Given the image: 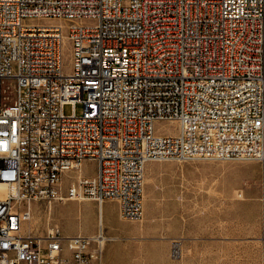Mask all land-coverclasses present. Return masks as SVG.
Segmentation results:
<instances>
[{
	"label": "built area",
	"instance_id": "1",
	"mask_svg": "<svg viewBox=\"0 0 264 264\" xmlns=\"http://www.w3.org/2000/svg\"><path fill=\"white\" fill-rule=\"evenodd\" d=\"M165 162H264V0H0V264H100V226L37 236L34 207L115 200L141 221Z\"/></svg>",
	"mask_w": 264,
	"mask_h": 264
},
{
	"label": "rangeland",
	"instance_id": "2",
	"mask_svg": "<svg viewBox=\"0 0 264 264\" xmlns=\"http://www.w3.org/2000/svg\"><path fill=\"white\" fill-rule=\"evenodd\" d=\"M65 64L67 73L69 50ZM72 111L73 106H65V115ZM76 113H82L81 105ZM174 126L156 125L161 133L174 131ZM95 169V162L87 161L82 173L93 175ZM76 176L62 178L64 192ZM263 187L264 162L151 163L145 172L141 221L121 219L110 202L115 200L105 202L102 226L108 241L100 264H264ZM33 212L25 229L37 236L50 224L64 236L99 232V205L93 200L40 203Z\"/></svg>",
	"mask_w": 264,
	"mask_h": 264
},
{
	"label": "crops",
	"instance_id": "3",
	"mask_svg": "<svg viewBox=\"0 0 264 264\" xmlns=\"http://www.w3.org/2000/svg\"><path fill=\"white\" fill-rule=\"evenodd\" d=\"M144 197H145V196H144ZM108 201H110V200H106L105 202H108ZM105 202L102 204V210H103V207H104ZM110 202L114 203V205H115L116 208H117V211H118L119 217H120L119 203H118L117 201H110ZM87 206H88V208L92 207L91 205H88V204H87ZM120 218H121V217H120ZM96 234H97V230H95L94 232L88 234L87 236H95ZM77 235H81V232H78Z\"/></svg>",
	"mask_w": 264,
	"mask_h": 264
},
{
	"label": "bare ground",
	"instance_id": "4",
	"mask_svg": "<svg viewBox=\"0 0 264 264\" xmlns=\"http://www.w3.org/2000/svg\"><path fill=\"white\" fill-rule=\"evenodd\" d=\"M244 103H251V96H244ZM102 206H99V217H100V220L101 222L99 223V226L102 228V230L104 229L103 228V219H102Z\"/></svg>",
	"mask_w": 264,
	"mask_h": 264
}]
</instances>
